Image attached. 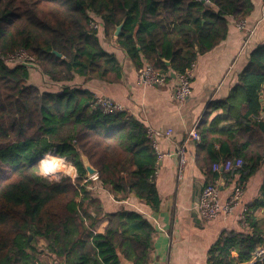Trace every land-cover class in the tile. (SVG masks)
Returning <instances> with one entry per match:
<instances>
[{
	"label": "trees",
	"instance_id": "obj_1",
	"mask_svg": "<svg viewBox=\"0 0 264 264\" xmlns=\"http://www.w3.org/2000/svg\"><path fill=\"white\" fill-rule=\"evenodd\" d=\"M253 8L252 0H0V264L149 263L155 228L142 214L117 210L103 232L92 231L103 211L83 157L96 181L118 200L133 195L154 210L160 205L157 154L141 121L125 110L105 113L85 89L63 85L59 92L41 91L28 84L30 66L5 58L25 51L52 82L75 76L118 82L121 65L101 46L98 29L90 26L94 20L106 37L122 23L116 41L137 69L145 60L180 74L226 37L227 17L238 22ZM249 62L234 89L243 92L240 106L233 97L222 103L230 123L213 128L203 121L197 127L196 161L206 182L214 183L219 174L245 182L264 162V121L257 120L264 46L250 53ZM47 153L63 158L76 176H46L39 161ZM237 158L238 166L211 169ZM260 207L264 186L241 221L251 232L220 236L206 264L251 259L261 242L254 214ZM39 240L43 246H37Z\"/></svg>",
	"mask_w": 264,
	"mask_h": 264
},
{
	"label": "crops",
	"instance_id": "obj_2",
	"mask_svg": "<svg viewBox=\"0 0 264 264\" xmlns=\"http://www.w3.org/2000/svg\"><path fill=\"white\" fill-rule=\"evenodd\" d=\"M252 2L254 8L244 18L245 29H239L237 22L232 17H227L226 37L197 57L190 68L191 92L182 102L173 97L172 77L160 87H148L138 82L137 68L116 41V28L112 36L106 37L99 26L97 37L103 49L114 54L121 65L122 77L118 82L108 83L83 76H75L67 83L52 82L35 65L29 69L28 84L41 91L59 92L63 85L85 89L97 98L106 97L119 102L127 113L141 121L146 128L150 126L172 130L170 136L157 138V151L168 154L157 160L155 185L160 197L157 210L133 195L118 200L96 181V173L87 176L92 181L95 196L100 200L103 211L92 231L103 232L109 214L117 210L142 214L155 228L148 264H206L209 250L220 236L227 232H251V228L241 221L248 205L262 196L264 162L245 182L240 181L238 176L226 180L219 174L214 182L218 187L221 205L230 200L235 185H241L242 192L230 212L205 220L199 215L197 199L201 187L206 183L207 174L197 166L199 140L189 137L188 132L192 128L197 131L203 121H207L211 127L214 125L213 128L227 126L230 123L227 121L229 117L221 109L222 103L230 97L236 98L234 102L239 106L242 102V90L234 91L239 75L249 68L250 53L264 46V24L260 20L262 0ZM97 21L100 23L99 19ZM145 63L143 60V64ZM170 72L168 71L169 76ZM259 98L261 102V96ZM216 117L220 118L215 120ZM214 147L219 150L218 144L215 143ZM181 148L184 150V163L179 175L181 156L178 149ZM214 164L211 169L216 172ZM69 166L75 171L73 166ZM254 214L261 229L258 247L264 244V207L258 208ZM232 254L236 256L235 251ZM45 258L52 260L51 257Z\"/></svg>",
	"mask_w": 264,
	"mask_h": 264
},
{
	"label": "built area",
	"instance_id": "obj_3",
	"mask_svg": "<svg viewBox=\"0 0 264 264\" xmlns=\"http://www.w3.org/2000/svg\"><path fill=\"white\" fill-rule=\"evenodd\" d=\"M203 3H209V0H198ZM260 20L264 24V0L261 3V16ZM237 27L239 29H245L244 19L238 21ZM92 28L98 29L99 25L96 21L92 20L90 22ZM250 33V31L248 32ZM7 62L10 63H23L28 66H33V57L27 54L25 51L20 50L14 54L9 55L5 58ZM191 74L190 69L186 70L184 73L175 74L174 84L172 88V94L176 101L182 102L191 92ZM169 79L168 72L161 71L156 68L152 62H146L143 66L137 69V80L140 84L148 87H160L167 83ZM261 96V110L257 115L258 120L264 121V82L262 84V89L260 91ZM97 102L100 104L102 110L105 113L109 112H119L124 111V107L117 101L111 100L106 97L97 98ZM126 111V110H125ZM147 137L151 140V144L157 154V159H160L165 153H160L157 151V138L161 136H170L172 130L170 128L166 130H160L158 128L148 126ZM188 136L194 140H199V134L195 128H192L188 132ZM178 154L181 156L179 175L181 174V168L184 163V150L183 148L178 149ZM242 163L240 158L235 159L234 161L227 160L224 164H214L213 169L218 170L219 167L224 169H229L232 165H240ZM156 174V169L154 175ZM242 192L241 185L237 184L234 186V190L231 193L230 200L225 204L221 205L218 197V187L216 183L206 182L199 195L198 201V212L201 218L205 220H210L217 217L219 214H227L232 210V208L237 204L239 197ZM255 262H260L264 264V244L256 247L252 253V257L245 264H254Z\"/></svg>",
	"mask_w": 264,
	"mask_h": 264
},
{
	"label": "rangeland",
	"instance_id": "obj_4",
	"mask_svg": "<svg viewBox=\"0 0 264 264\" xmlns=\"http://www.w3.org/2000/svg\"><path fill=\"white\" fill-rule=\"evenodd\" d=\"M52 154H53V153H52ZM41 159H42V158H41ZM41 159H40V160H41ZM39 165H40V167H41L42 172H43L46 176H48V177H50V178L56 179V178L59 177L60 174H68V175H70V176L75 177V171L73 170L72 167L69 166V164H68L65 160H61V161H60V164L57 165V166H52V167L49 166L48 168H47L46 166H44L43 164H41L40 161H39ZM89 177H90V176H89ZM43 245H44V242H43V241L39 240V241L37 242V246H38V247L43 246ZM42 257H43L44 259H46L44 255H42Z\"/></svg>",
	"mask_w": 264,
	"mask_h": 264
},
{
	"label": "water",
	"instance_id": "obj_5",
	"mask_svg": "<svg viewBox=\"0 0 264 264\" xmlns=\"http://www.w3.org/2000/svg\"><path fill=\"white\" fill-rule=\"evenodd\" d=\"M121 27H122V23L120 25L116 26V29H115V35L116 36L119 34ZM55 53L58 56H60V54L58 52H55ZM164 62H165V64L167 66H169V64H170L169 61L164 60ZM170 77H172V78L175 77V73L173 71L170 72ZM83 161H84V166H85V169H86V172H87V176H92L93 174H95L96 173L95 169L89 164V162L87 161V159L85 158ZM202 187H201V189H202ZM198 201H199V197L197 199V204H198ZM123 264H129V262H127L126 260H123Z\"/></svg>",
	"mask_w": 264,
	"mask_h": 264
},
{
	"label": "bare ground",
	"instance_id": "obj_6",
	"mask_svg": "<svg viewBox=\"0 0 264 264\" xmlns=\"http://www.w3.org/2000/svg\"><path fill=\"white\" fill-rule=\"evenodd\" d=\"M61 159L57 156L51 155V154H45L43 155L42 159L40 160L41 164L46 166L47 168L49 166H57L60 164Z\"/></svg>",
	"mask_w": 264,
	"mask_h": 264
}]
</instances>
